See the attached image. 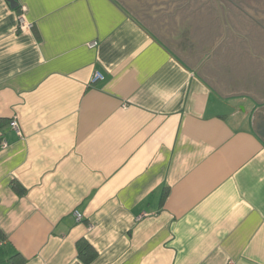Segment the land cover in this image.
Here are the masks:
<instances>
[{
	"label": "crops",
	"instance_id": "0c3cea01",
	"mask_svg": "<svg viewBox=\"0 0 264 264\" xmlns=\"http://www.w3.org/2000/svg\"><path fill=\"white\" fill-rule=\"evenodd\" d=\"M15 1L0 0V264H264L251 15L218 0L246 40L216 0Z\"/></svg>",
	"mask_w": 264,
	"mask_h": 264
},
{
	"label": "rangeland",
	"instance_id": "374dc122",
	"mask_svg": "<svg viewBox=\"0 0 264 264\" xmlns=\"http://www.w3.org/2000/svg\"><path fill=\"white\" fill-rule=\"evenodd\" d=\"M248 7L242 6V8L244 9V11L248 14H251L255 17V19H258L261 23L264 24V0H253L252 2H250L248 4ZM244 13V12H242ZM248 20V19H246ZM246 22H244L245 24ZM255 24V23H254ZM262 24V26H263ZM258 26L259 29L262 28L261 25L256 24ZM243 30L242 33L243 35H245L248 39L251 37L250 43L253 45V47H258V46H264L263 43L261 42V40L255 42V34H254V28L251 27L249 28V26H245L243 25ZM262 30V29H261ZM258 49H261V47H259Z\"/></svg>",
	"mask_w": 264,
	"mask_h": 264
},
{
	"label": "water",
	"instance_id": "95a60500",
	"mask_svg": "<svg viewBox=\"0 0 264 264\" xmlns=\"http://www.w3.org/2000/svg\"><path fill=\"white\" fill-rule=\"evenodd\" d=\"M8 2H9V4H10V6H11V8H15V7H17V5H18V3H17V1H15V0H7ZM211 1V0H210ZM188 2V1H187ZM216 3H217V6H218V9H219V13H220V16H221V20H222V23H223V28H224V26H226V25H228V23H227V21H226V9H228V8H224V6H223V4L221 3V2H219L218 0H216ZM229 26V25H228ZM229 28H230V26H229ZM231 29V28H230ZM231 31L235 34V35H237V36H240V37H243L244 39H246L244 36H242V35H239V34H237V33H235L232 29H231ZM224 36H225V30H224ZM224 38V37H223ZM247 40V39H246ZM221 42V41H220ZM219 42V43H220ZM218 43V44H219ZM247 43H248V41H247ZM217 44V45H218ZM216 45V46H217ZM225 45V44H224ZM215 46V47H216ZM249 46V45H248ZM214 47V48H215ZM213 48V49H214ZM250 48V47H249ZM212 52V51H211ZM211 52L209 53L210 55H211ZM250 52H251V50H250ZM252 54V53H251ZM253 55V54H252ZM255 56V55H254ZM258 57V56H257ZM204 60V59H203ZM202 60V61H203ZM252 117H253V121H254V126H253V128H254V130H255V132L259 135V137H261V139L264 141V119H263V117H261V115L259 114V112L258 111H255L254 113H253V115H252Z\"/></svg>",
	"mask_w": 264,
	"mask_h": 264
},
{
	"label": "built area",
	"instance_id": "2783aa9c",
	"mask_svg": "<svg viewBox=\"0 0 264 264\" xmlns=\"http://www.w3.org/2000/svg\"><path fill=\"white\" fill-rule=\"evenodd\" d=\"M17 21H18L17 28L19 30H24V29L31 28V24L25 19L23 14H19V17H18ZM96 44H97L96 42H92L89 45L90 46H95ZM93 79H95V80L103 79V75L100 72H95L94 75H93ZM10 124L18 133L20 132L19 127H18V123H17L16 120L11 121ZM5 146H6V142L3 141L0 144V148H4ZM75 216H76L77 220H81V218H82V215L80 213H78V212L75 213Z\"/></svg>",
	"mask_w": 264,
	"mask_h": 264
},
{
	"label": "trees",
	"instance_id": "16d2710c",
	"mask_svg": "<svg viewBox=\"0 0 264 264\" xmlns=\"http://www.w3.org/2000/svg\"><path fill=\"white\" fill-rule=\"evenodd\" d=\"M16 8H18V7H16ZM14 183L15 182H13V184ZM77 247L79 250V252H78L79 257L82 258L84 263H89L96 256V251L94 250V248L84 239L78 240Z\"/></svg>",
	"mask_w": 264,
	"mask_h": 264
},
{
	"label": "flooded vegetation",
	"instance_id": "af4514ba",
	"mask_svg": "<svg viewBox=\"0 0 264 264\" xmlns=\"http://www.w3.org/2000/svg\"><path fill=\"white\" fill-rule=\"evenodd\" d=\"M227 1H230V2H236V4L238 5V8L239 9H241V11L242 12H244L245 14H248V13H246L245 11H244V9L242 8V6H245V7H248L249 5V3L250 2H252L253 0H227ZM240 6V7H239ZM229 10H230V8H229ZM229 10H228V12H229ZM249 15H251V14H249ZM250 19L254 22V23H256V24H259V25H261L262 26V24L263 23H261L258 19H255V17L253 16V15H251L250 16ZM262 28L264 29V24H263V26H262Z\"/></svg>",
	"mask_w": 264,
	"mask_h": 264
}]
</instances>
